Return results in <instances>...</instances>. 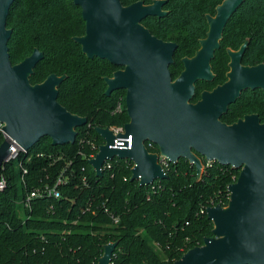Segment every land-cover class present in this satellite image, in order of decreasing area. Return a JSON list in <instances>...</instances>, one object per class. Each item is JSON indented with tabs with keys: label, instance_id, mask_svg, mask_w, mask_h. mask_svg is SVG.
<instances>
[{
	"label": "trees",
	"instance_id": "trees-1",
	"mask_svg": "<svg viewBox=\"0 0 264 264\" xmlns=\"http://www.w3.org/2000/svg\"><path fill=\"white\" fill-rule=\"evenodd\" d=\"M124 6L135 1L119 0ZM223 0H163L161 16L146 15L142 25L159 39L176 43L169 65L175 79L183 69L182 58L192 57L206 37V15H214ZM12 30L8 39L11 63L26 58L34 48L43 57L29 82L40 83L54 73L65 75L57 101L87 122L76 130L74 143L53 145L42 137L26 152L4 163L6 186L0 190V264H96L107 243L115 242L109 264H173L184 252L213 236V223L205 208L229 202L228 186L239 169L218 161L202 162L198 175L194 164L181 157L165 169L166 176L147 185L130 179L133 162L110 160L97 176L88 158L96 154L103 137L99 127H123L129 122L124 89L106 94L105 77L120 68L106 59L88 57L75 37L84 34L81 8L73 0H13L6 18ZM219 47L210 61L212 79L195 81L191 102L204 90L227 80L228 49L237 50L247 40L242 65L264 62V0H243L223 28ZM120 103V109L116 110ZM257 114L264 123V89L245 88L220 120L233 123L246 114ZM0 129V143L3 139ZM147 151L158 153L155 144ZM42 153L43 156L37 155ZM28 173L22 180V169ZM67 163H69L67 165ZM67 166L68 184L61 197L35 198L32 208L21 203L27 191L52 183ZM83 176L86 183L82 182ZM25 181V182H24ZM107 208V211L104 210ZM117 217L115 223L110 217Z\"/></svg>",
	"mask_w": 264,
	"mask_h": 264
},
{
	"label": "water",
	"instance_id": "water-1",
	"mask_svg": "<svg viewBox=\"0 0 264 264\" xmlns=\"http://www.w3.org/2000/svg\"><path fill=\"white\" fill-rule=\"evenodd\" d=\"M13 0H0V123L5 138L0 143V170L10 159L11 142L25 150L42 137L53 145L76 140V128L87 122L57 101L58 86L65 75L49 74L40 83H30L36 63L43 57L34 48L18 63H11L8 39L12 30L6 18ZM243 0H223L214 15H206L208 30L192 57H183V69L173 79L169 65L176 43L152 35L142 25L146 15L165 13L163 0L151 4L135 1L127 6L119 0H73L81 8L84 34L75 37L90 58L106 59L122 66L105 77L106 94L124 89L125 109L130 119L117 136H132L131 148L113 147L116 138L108 127L95 128L104 139L93 158L88 159L96 175L101 165L116 155L133 161L130 179L147 185L166 173L149 152L147 141L175 162L184 157L201 174L199 155L239 169L228 186L229 202L205 210L213 223V236L200 246L187 249L173 264H264V123L257 114H246L226 124L220 116L245 88L264 89V62L242 65L247 40L237 49H228L230 67L227 80L212 90H204L191 102L195 81L211 80L210 61L219 47L222 31ZM127 141L124 146H127ZM1 173V172H0ZM116 243H107L96 264H109Z\"/></svg>",
	"mask_w": 264,
	"mask_h": 264
},
{
	"label": "built area",
	"instance_id": "built-area-1",
	"mask_svg": "<svg viewBox=\"0 0 264 264\" xmlns=\"http://www.w3.org/2000/svg\"><path fill=\"white\" fill-rule=\"evenodd\" d=\"M117 109H120V103L117 104L116 110ZM1 125L2 124L0 123V129H1ZM109 129H110L111 133L116 136V138L114 140V144L112 145L113 147H125L127 149L131 148L132 136H129L128 138L117 136V134L122 133L124 131L123 127L114 126V127H110ZM5 137L6 136H3V138H5ZM125 141H127V143H128L127 146H124V142ZM102 143H104V139H103ZM145 144L149 145V144H154V143L151 142V141H147ZM26 151L27 150H25L21 145L11 142V144H10V153L11 154H10V159L8 161H10L12 159H15V157L18 156V153L26 152ZM97 151H98V148H97L96 152ZM37 155L43 156L42 153H38ZM95 155L96 154H91L88 159L93 158ZM115 158H121V157L116 155L112 159H115ZM112 159H106L103 162V164L101 165V170L102 171H103V169L110 168V166H111L110 160H112ZM157 161H158L160 167L163 169L164 173H165V169L168 167V165L170 163H173V161L168 159L165 155L163 156L159 152V150H158V153H157ZM207 162H212V161L207 160ZM68 164L69 163H67V165ZM19 165L21 166V169H22L21 171H22V180H23L24 174H26L28 172L26 170V167H23L21 165V163H19ZM133 165H134V163H133ZM3 167H4V163H3L2 167H1V169ZM0 172H1V170H0ZM155 179H157V178H155ZM155 179H153V180H155ZM69 181H70V172L67 171V166H65V168L61 169L59 171V173H57V175L54 178L52 183H49V184L48 183H44L42 185L33 187V189L30 190V191H27L25 196L23 197V199H21V203H22V205H24V207H26L28 209H31L32 208L31 204L33 202V199H35V198L52 197L54 199H59L61 197L60 187L63 186V185L68 184ZM82 182L86 183V179H85L84 176L82 178ZM5 186H6V176H5V174L3 172H1L0 173V190H3V188ZM104 210L107 211V208H104ZM110 217L113 219V221L115 223L118 221L117 217L114 218L112 215H110Z\"/></svg>",
	"mask_w": 264,
	"mask_h": 264
},
{
	"label": "flooded vegetation",
	"instance_id": "flooded-vegetation-1",
	"mask_svg": "<svg viewBox=\"0 0 264 264\" xmlns=\"http://www.w3.org/2000/svg\"><path fill=\"white\" fill-rule=\"evenodd\" d=\"M118 66V65H117ZM120 68H118V69H122V66H119Z\"/></svg>",
	"mask_w": 264,
	"mask_h": 264
}]
</instances>
